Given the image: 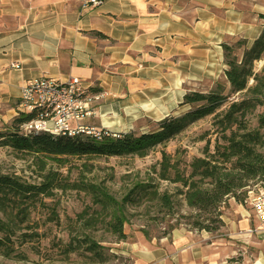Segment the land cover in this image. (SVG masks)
<instances>
[{
    "label": "crops",
    "instance_id": "0c3cea01",
    "mask_svg": "<svg viewBox=\"0 0 264 264\" xmlns=\"http://www.w3.org/2000/svg\"><path fill=\"white\" fill-rule=\"evenodd\" d=\"M83 1L0 0V127L16 116L24 82L42 77L75 76L104 93L84 123L162 119L185 93L225 80L222 43L249 48L264 25V0ZM228 204L216 232L180 225L118 243L123 264H264V238L244 234L250 209Z\"/></svg>",
    "mask_w": 264,
    "mask_h": 264
},
{
    "label": "trees",
    "instance_id": "16d2710c",
    "mask_svg": "<svg viewBox=\"0 0 264 264\" xmlns=\"http://www.w3.org/2000/svg\"><path fill=\"white\" fill-rule=\"evenodd\" d=\"M259 18L264 20V15ZM221 48L226 67L223 72L225 83L215 81L214 88L205 93H185L178 107L186 109L162 118L153 130L107 134L100 139L81 133L73 136L25 133L21 125L41 113L34 110L31 113H18L9 124L0 128V149L8 150L15 158H33L40 160L42 165L44 161H49L57 166H64L74 158H143L153 148L167 143L191 125L211 117L210 126L215 136L212 147L210 149V142L207 141L202 151L203 157L193 160L190 173L186 177L174 173L171 179L169 171L172 165L164 161L158 177L178 182L184 189L179 195L192 212L184 224L190 229L213 233L223 225L221 208H224L228 198L243 203L248 188L264 181V133L261 132L264 129V75L263 70L253 71L254 63L264 58V25L249 48L245 47L244 40L222 43ZM238 49H242L240 56L235 53ZM258 107L263 108V114L258 117V126L252 127L248 116ZM41 178L38 183H28L18 174L0 167V255L3 257L9 258L14 254L15 239L20 242L37 241V232L27 225L31 212L37 206L44 205L43 197L49 194L54 184L58 188L68 187L65 181H56L55 172L48 171ZM83 186L92 194V202L99 206L101 212H95V216H92L93 212L83 211L78 216L82 226L93 227L100 222V214L104 213L101 222L105 230L117 242L124 241L127 238L124 233L128 223L127 205L135 200L142 201L149 194H146L149 185L135 184L133 190L119 201L105 189ZM70 187L76 188V185ZM133 191H139V196L132 197ZM150 194L151 199L156 201L157 212L172 217L176 204L174 196L157 190ZM180 218L184 219L185 216ZM48 220L55 225L59 223L54 211L50 212ZM178 225L179 222L169 225L167 232ZM24 229L30 230L29 233H25ZM141 233L148 237L147 232L142 230ZM54 245L66 258L83 248L91 262L104 264L109 261L103 247L87 236L82 240L74 237L61 246L57 243Z\"/></svg>",
    "mask_w": 264,
    "mask_h": 264
},
{
    "label": "rangeland",
    "instance_id": "374dc122",
    "mask_svg": "<svg viewBox=\"0 0 264 264\" xmlns=\"http://www.w3.org/2000/svg\"><path fill=\"white\" fill-rule=\"evenodd\" d=\"M241 50H236L237 56H240ZM261 70L264 75V58L256 61L253 66L254 72ZM218 81L225 83L223 79ZM213 88L214 83L203 82L196 91L205 93ZM227 92L228 86L226 85L225 93ZM185 109V107H178L169 115H176ZM262 114L263 108L258 107L253 114L248 116L252 127L258 126L257 120ZM159 120L161 119H152L141 115L137 120L128 121L124 128L106 129L116 134L132 131L147 132L153 130ZM210 124L211 117L196 122L167 143L153 148L143 158H74L69 159L64 166H57L44 160L42 165L40 160L33 158H15L8 150L0 149V167L4 171L14 172L28 183H38L45 173L52 171L56 173L57 182L63 180L68 185V187L58 188L54 184L50 188L49 194L43 197L44 205L37 206L31 212L27 225L33 227L37 232V241L20 242L19 239H15L14 254L9 258L0 255V264H101L91 262L87 258L89 254H85L83 248L69 254L66 258L59 252L60 248L54 245L57 243L61 246L74 237L82 240L86 236L103 247L105 255L109 256V261L104 264H123L125 261L118 254V243L130 242L142 230L147 232L148 236H157L167 232L168 226L176 222H179L178 226L185 225L186 218L192 212L184 205L183 198L179 195L180 191L184 189L178 182L161 180L158 173L162 162L165 161L172 165L169 171L171 179L174 173L186 177L191 171L190 165L193 160L203 157L202 151L207 145V141L210 142V149L212 147L215 136ZM85 125L95 129L101 128L92 119L85 122ZM261 132L264 133V129ZM137 183L148 184L149 188L146 190V194H149L144 196L142 201L135 200L132 204L127 205L128 223L124 227L127 238L124 241L117 242L115 237L105 230L103 222H101L104 213L100 214V222L93 227L82 226L78 216L83 211L93 212L92 216H95V212H101L99 206L93 204L92 194L83 185H93L105 189L112 198L119 201L131 192ZM70 185H76V188H71ZM253 187L254 185L250 186L251 189ZM154 190L174 196L176 204L172 217L163 212H157L156 201L151 199L150 194ZM131 196L136 198L139 196V191H133ZM233 201L232 198H228L221 211L224 212L229 206L228 203ZM239 204L247 205L246 199ZM51 211L58 215L59 223L57 225L48 220ZM182 216L185 218H180ZM23 231L29 233L30 230L24 229Z\"/></svg>",
    "mask_w": 264,
    "mask_h": 264
},
{
    "label": "built area",
    "instance_id": "2783aa9c",
    "mask_svg": "<svg viewBox=\"0 0 264 264\" xmlns=\"http://www.w3.org/2000/svg\"><path fill=\"white\" fill-rule=\"evenodd\" d=\"M102 0H84V7H95ZM12 67H17L13 64ZM104 96L94 91L75 76L63 81L52 78H37L24 82L20 89L19 110L16 113H41L33 120L21 125L25 133L47 132L52 135L84 134L100 139L103 135L114 134L105 128L95 129L86 126L84 121L94 117L93 105ZM246 203L254 219V225L244 231L246 235H259L264 238V181L248 188Z\"/></svg>",
    "mask_w": 264,
    "mask_h": 264
}]
</instances>
